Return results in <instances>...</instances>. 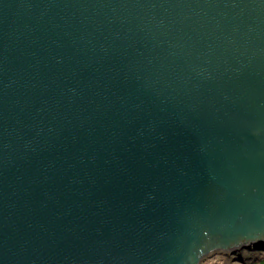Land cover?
I'll list each match as a JSON object with an SVG mask.
<instances>
[{"label":"water","instance_id":"95a60500","mask_svg":"<svg viewBox=\"0 0 264 264\" xmlns=\"http://www.w3.org/2000/svg\"><path fill=\"white\" fill-rule=\"evenodd\" d=\"M264 251V0H0V264Z\"/></svg>","mask_w":264,"mask_h":264},{"label":"rangeland","instance_id":"374dc122","mask_svg":"<svg viewBox=\"0 0 264 264\" xmlns=\"http://www.w3.org/2000/svg\"><path fill=\"white\" fill-rule=\"evenodd\" d=\"M246 254H241L237 256L234 255H215L212 258L206 259L203 264H247L246 261L254 259L253 256ZM253 261V260H252Z\"/></svg>","mask_w":264,"mask_h":264},{"label":"trees","instance_id":"16d2710c","mask_svg":"<svg viewBox=\"0 0 264 264\" xmlns=\"http://www.w3.org/2000/svg\"><path fill=\"white\" fill-rule=\"evenodd\" d=\"M243 254H246V256L249 255L254 257V259H252L253 261H246L247 264H264V251L245 249Z\"/></svg>","mask_w":264,"mask_h":264},{"label":"bare ground","instance_id":"6f19581e","mask_svg":"<svg viewBox=\"0 0 264 264\" xmlns=\"http://www.w3.org/2000/svg\"><path fill=\"white\" fill-rule=\"evenodd\" d=\"M244 251H245V250H244ZM244 251H243V252H244ZM243 252H242L241 254H243ZM238 256H239V255H238Z\"/></svg>","mask_w":264,"mask_h":264}]
</instances>
